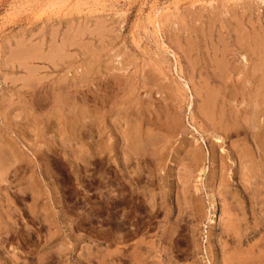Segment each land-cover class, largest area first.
<instances>
[{
    "label": "rangeland",
    "instance_id": "rangeland-1",
    "mask_svg": "<svg viewBox=\"0 0 264 264\" xmlns=\"http://www.w3.org/2000/svg\"><path fill=\"white\" fill-rule=\"evenodd\" d=\"M263 52L264 0H0V264H264Z\"/></svg>",
    "mask_w": 264,
    "mask_h": 264
},
{
    "label": "bare ground",
    "instance_id": "bare-ground-1",
    "mask_svg": "<svg viewBox=\"0 0 264 264\" xmlns=\"http://www.w3.org/2000/svg\"><path fill=\"white\" fill-rule=\"evenodd\" d=\"M263 50V49H262ZM36 52V51H35ZM264 53V52H263ZM226 58V57H225ZM263 58V57H262ZM263 60V59H262ZM220 61V60H219ZM223 61V60H222ZM264 62V61H263ZM221 64L223 65V63L221 62ZM220 64V65H221ZM226 64V63H225ZM264 65V64H263ZM223 66H226V65H223ZM215 67V66H214ZM219 67H221V66H219ZM217 67H215V69H216ZM224 68V67H223ZM222 68V69H223ZM261 68H262V66H261ZM253 69V68H252ZM224 70H225V68H224ZM227 70V69H226ZM258 70V69H257ZM219 72H222L221 70H218ZM227 72V71H226ZM218 73V72H217ZM223 73V72H222ZM260 74V73H259ZM264 75V74H263ZM223 76H224V74H223ZM224 79V78H223ZM264 79V78H263ZM224 81V80H223ZM209 90V89H208ZM264 94V93H263ZM211 96V95H210ZM218 96V95H217ZM213 97V96H212ZM215 97V96H214ZM213 97V98H214ZM263 98V97H262ZM63 99V98H62ZM207 99V98H206ZM210 99V98H209ZM170 100V99H169ZM208 100V99H207ZM212 102H214V101H212ZM259 102V101H258ZM203 103V102H202ZM201 103V104H202ZM206 103V102H205ZM207 104V103H206ZM203 105H205V104H203ZM202 105V106H203ZM206 107V106H205ZM208 107V106H207ZM211 107H212V103H211ZM204 109H206V108H204L203 107V110ZM200 110H201V108H200ZM207 110V109H206ZM205 111V110H204ZM209 111V110H208ZM255 111V110H254ZM212 112V111H211ZM203 114H207V113H203ZM210 114V113H209ZM209 114H207V117H208V115ZM220 115V114H219ZM252 115V114H251ZM202 116H205V115H202ZM256 116V115H255ZM258 116V115H257ZM254 117V116H253ZM206 118V117H205ZM204 118V119H205ZM166 119H167V117H166ZM178 119V118H177ZM220 119V118H219ZM256 119H258V118H256ZM208 121V120H207ZM252 121H254V120H252ZM166 123V122H165ZM212 125V124H211ZM218 126V125H217ZM225 126H226V124H225ZM229 126V125H228ZM213 127V126H212ZM219 127H220V125H219ZM215 128V127H214ZM222 129V128H221ZM226 130V129H225ZM261 131H263V130H261ZM153 132V131H152ZM174 132V131H173ZM224 132H226V131H224ZM228 132V131H227ZM231 132V131H230ZM264 132V131H263ZM135 133V132H134ZM238 133V132H237ZM258 135V134H257ZM252 138V137H251ZM258 139V136H256L255 135V140H257ZM215 140H216V138H215ZM218 140V139H217ZM209 145V144H208ZM249 145V144H248ZM250 147V146H249ZM257 147V146H256ZM129 148V147H128ZM263 148H264V145H263ZM262 148V149H263ZM161 150V149H160ZM249 150H250V148H249ZM236 151H238V150H236ZM259 151V150H258ZM187 152V151H186ZM263 152V151H262ZM151 153H152V151H151ZM253 153V152H252ZM188 155H190V158H188L189 160H190V162H191V164H193V165H195V164H197L200 160H201V158H203L202 157V153L201 152H192V153H190V154H188ZM247 155V154H246ZM190 164V165H191ZM149 167V166H148ZM186 167V166H185ZM121 168H123V166L121 167ZM191 169V168H190ZM122 171V170H121ZM152 171V170H151ZM145 172V171H144ZM251 172V171H250ZM262 173V172H261ZM251 174V173H250ZM209 194V193H208ZM228 219V218H227ZM228 223V222H227ZM256 224V223H255ZM230 225H232V224H230ZM222 227H223V225H222ZM224 228V227H223ZM233 228V227H232ZM221 229V228H220ZM225 229V228H224ZM227 229V228H226ZM225 229V230H226ZM230 229V228H229ZM224 230V231H225ZM224 231L222 232V233H224ZM255 232V231H254ZM174 233V232H173ZM221 233V232H220ZM235 233H237V232H235ZM228 234V233H227ZM233 234V233H232ZM238 234V233H237ZM231 235V234H230ZM235 237H237V235H235ZM239 237V236H238ZM249 238V237H248ZM230 239V238H229ZM232 239V238H231ZM234 239V238H233ZM240 239V238H239ZM241 240V239H240ZM235 241V240H234ZM232 243V242H231ZM240 244V243H239ZM242 244V243H241ZM235 247V246H234ZM256 247V246H255ZM241 249V248H240ZM252 250V249H251ZM262 253H263V251H262ZM117 256V255H116ZM119 257V256H118ZM226 257V256H225ZM159 258V257H158ZM225 259V258H224ZM232 260V259H231ZM233 260H234V258H233ZM247 260V259H246ZM251 260V259H250ZM226 261V260H225ZM237 262H238V260H237ZM236 262V263H237ZM253 262V261H252ZM228 263V262H227ZM231 263V262H230ZM232 264V263H231ZM234 264H235V262H234ZM238 264H239V262H238ZM251 264V263H250Z\"/></svg>",
    "mask_w": 264,
    "mask_h": 264
}]
</instances>
